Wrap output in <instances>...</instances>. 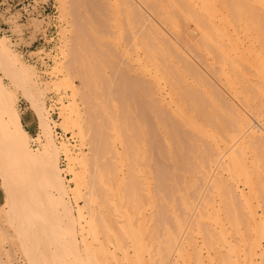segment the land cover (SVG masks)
Masks as SVG:
<instances>
[{
  "label": "bare ground",
  "instance_id": "obj_1",
  "mask_svg": "<svg viewBox=\"0 0 264 264\" xmlns=\"http://www.w3.org/2000/svg\"><path fill=\"white\" fill-rule=\"evenodd\" d=\"M130 1L116 0V48L107 41L106 9H91L86 27L72 23L76 42H66L55 66L63 77L51 84L66 94L54 107L41 75L13 49L19 42L0 34L4 192L16 189L35 206L46 184L68 222L62 229L52 221L58 216L47 221L63 230L57 264H264V0H142L147 8ZM30 2L31 14L48 2L56 8L55 0ZM20 13H0L18 36ZM44 14L27 19L42 29ZM20 90L37 115V135L25 126ZM53 109L76 135L58 130ZM33 164L37 182L27 179ZM16 165L28 167L16 173ZM39 181L43 188L27 195ZM19 198L5 202L17 205L11 213L30 206ZM41 200L18 214L44 211Z\"/></svg>",
  "mask_w": 264,
  "mask_h": 264
},
{
  "label": "rangeland",
  "instance_id": "obj_2",
  "mask_svg": "<svg viewBox=\"0 0 264 264\" xmlns=\"http://www.w3.org/2000/svg\"><path fill=\"white\" fill-rule=\"evenodd\" d=\"M81 1H83L82 4H79L80 6L77 5V7H79L78 8L79 12L77 11V7L75 5L74 0H55L56 8H52L53 4L52 3L49 4V2H48V4L52 6L51 8L54 11H46L45 12L44 16L46 17L47 20L44 22V27H42V29H41V26L35 20H33V19L29 20V19H24L23 18L22 22L26 23V24L23 25L24 34L21 35L22 37L16 35L17 34L16 32H15L16 34L13 32L14 31L13 28H12L13 25L10 22L6 21V19H3V17H0V34L1 35H5V36L8 35L9 37L8 36L7 37L9 38V41L12 39L16 43H17V41L19 42L18 44H16L14 46V44L13 45L11 44V43H13L12 40H11L10 44L12 45L13 49H15L16 51L17 50L19 51V49H20L19 52L20 53H21V51L23 52V53H21V55H23L24 60L28 64L33 66L38 71L39 75H41V78H40L41 79V85L44 88H47L46 94H45V101H46V104L47 105L50 104L51 107H54V105L56 103H61V100H60L61 99V97H60L61 94H66L64 91L60 94L59 92H57V90H55L54 88L51 87V84L54 83L55 81H58L60 78L63 77L59 72L57 74H56V72L60 69L58 62L61 61V57L63 56V54L65 52V49L68 48V47L67 48L65 47L66 46L65 45L66 42H70L72 46H73V44H75V43H73L74 41L72 42V38L76 42V38L74 37L75 33L73 31L72 23L74 25L76 24L77 27L80 25L79 26L80 28L86 27L87 23L89 21V19H87V21H86V18H88L90 16V14L92 15V13H91L92 10L95 9L94 10L95 12L94 11H92V12L97 13L96 9H99V7H100V10L101 9H104V10L106 9L107 13H108V18H109V26L106 29L107 41H109V43L111 44V46L113 48H116V46H118L117 45V36H116L117 27L115 25V23H116V14H117V11H116L117 2H116V0H96V1L99 2V3L97 2L99 4L98 8H96V6H97L96 2H95L96 6L94 8L95 4H93V3L90 4L91 1L87 0V3L86 2L84 3V1H86V0H81ZM88 1H89V3H88ZM94 1L95 0H93V2ZM130 2L135 3V4H133V6L129 3L132 6V8L135 7L134 5L139 6L141 8H147V6L145 5V3L142 0H131ZM90 5H92L93 7L90 6ZM75 11H77V12H75ZM76 13H80V14L76 15ZM99 13H102V12L100 11ZM6 16L9 17L10 14L7 13ZM102 16L104 17L105 15H101V16H98V17H102ZM41 18H44V17H41ZM85 21H86V25H84ZM34 23L38 24V28L40 27L39 28L40 30L38 29V32H37V27H36L37 24L35 25ZM78 23H81V24L83 23V24L81 26V24H78ZM11 25H12V27L10 28ZM14 29H15V27H14ZM43 29H44V31H43ZM48 29H50L51 32H52L51 36L48 33ZM32 31H35L37 33H35V35H34V32H32ZM32 33H33L34 37L32 36ZM72 35H73V37H71ZM23 36L25 37L26 41H28V42H25V39L23 40L24 42L19 40V39H22ZM69 40H71V41H69ZM15 47L18 48V49H16ZM62 49H64V52H63ZM71 49L72 50L74 49V51H75L76 48H71ZM40 50H42V51L39 53ZM32 51H35V53H37V54L32 53ZM47 53H48V56H47ZM56 56H57V58H55ZM53 58H54V60H53ZM59 58H60V61H59ZM114 63H116V60H115ZM67 65L68 64L65 65L66 66L65 68H69ZM55 66L57 68H59V69L57 70V68ZM53 67H55V68H53ZM116 67H117V65H115L113 67L114 69H111L110 67H107L106 70H108V71L113 70L114 71V70H116L115 69ZM54 69H55V71H54ZM122 71L119 72V75L122 74ZM115 72H113V74H112L113 76H114ZM115 74H117V72ZM74 80H75L76 84H79L80 86H82V78L81 77L76 76L74 78ZM67 94L70 95L71 91L68 90ZM18 95H19L18 106H19V109H20V111L22 113V117H23L25 126L31 132V134L37 135L39 133V131H40V128H39V122H38L37 115L32 109V104L24 96V93L21 90L18 92ZM66 101H67V99H66ZM60 106H62V105H60ZM57 107H59V106H56V108ZM53 115H54V118L57 120L56 127L58 128V130L61 133H64L66 136L67 135L68 136H72V134L76 135L71 130H67L66 131L64 129L65 127H63L62 124H61L63 119L60 117L58 109H55V110L53 109ZM78 139H79L78 137H76V138L74 137L73 139H71V143L72 144L80 143V141ZM2 142H4V141H2ZM34 146L38 147L39 145L37 143H35ZM84 148H85V150L87 152L89 151L87 146H84ZM42 166H43L42 164H41V166L39 164V165H37V169H35V167H36V163H35V167H34V164H33V167L31 166L32 168L31 167L27 168L28 170L26 169V171L27 172L31 171L30 169L34 168L37 172H39V174L43 175L44 170L42 172V168H43ZM26 167H28V165H26L22 169H25ZM14 168L16 169V171H15L16 173L19 172L20 170H22L21 166H18V165L14 166ZM33 170L31 172H33ZM29 173L30 172H28V174ZM20 174H22L23 176L20 175L19 176L20 178H18V176L15 177V178H18V182H21V180H23V177H24V173H20ZM26 174L27 173L25 172V175ZM36 174H33V176L36 175ZM21 176H22V178H21ZM29 176L30 177H28V175H27V179L29 178L28 180H33L34 179L33 176H31V173H30ZM41 177L43 178L44 175L41 176ZM1 179L2 178L0 176V264H30L31 261H29V259H28L30 254H31V256L33 254L32 258L30 257V260H33V257L35 255L34 261H35V259H37L38 260V262H37L38 264H57L58 249L56 248L57 247L56 244L59 241L58 240L59 239L58 238L59 237L58 234H59V232L63 231V230H61V228L63 229V227H66L65 224H67L68 222L66 220H64V217H62V216H64L63 213H61L60 210H59L60 211L59 212L58 208H55L57 206H54V204H52V201H51V203H49L48 199H50L49 198L50 196L47 197L48 195H46V193H45V192H48V191H46L47 189L45 188L46 184L43 185V183H45V182L42 183L43 187L46 189L45 192L43 191L44 188L40 185V181H39V186H38V184H36V182L39 180V179L36 180V178L34 179V181L36 180V182H32L33 185L31 184V187L33 189L29 188L30 183L28 184V186L26 185L28 182H31V181H28V182L25 181L26 184H24V186L26 185L27 188H25L26 186L24 187L23 184L21 185L25 189H31V191L29 190L27 195L30 194L32 192V190L34 191L35 188H36V190L34 192H36V193H37V190L39 191L40 186L43 188V189H40L38 194L34 195V197L35 196L37 197L40 194V197H41L42 200L39 199L40 197L37 198L38 200L36 199V197L34 198V199L37 200L36 202L32 199L34 201L35 206L34 205L32 206L30 204V201H28V204H30V206H28V204L25 201L22 200L24 198L23 194L20 196L19 192H12V190H16V189H11V187H10V190H11L13 196H14L15 193L18 194V195L15 194L16 198H19V196L21 198L23 197L22 199L19 198V201L21 200L22 202H25V204L28 206V207H24V203H23V209L25 211L27 210V208H29L31 206H32V209L34 207H39L40 205L37 202H39V200H41L43 202V204H45V208L43 207V209H45L44 211H46L47 215L49 214V215H52V216L48 217L49 215L48 216L46 214L44 215L45 212L43 210L42 211H41V209L37 210L39 208H36L37 212H34V213H38L39 212V215H41V212H43V214L41 215V218L44 215L45 217H43V219L44 220L47 219L46 221H44L43 219L40 220L41 218L38 219L39 215L38 214L34 215V213L32 214V216H30V217L26 216L27 218L24 219L23 218L24 216H22L21 214L23 213V214L26 215L25 211H24L25 213L21 212V214H18V213H20V211H23V209L21 208L22 207L21 205L18 207L19 209L17 208L19 211L18 212L16 211V213H14L13 211H15V209L13 210L12 208H16L17 205L13 204V206L15 205V207H12V206H11L12 208L9 207L10 205H12V204L9 205V203H11V201L14 198L12 197V199H11L10 196L12 194L10 193V190H9V192H4V191H7V190L5 189V187L2 188L4 186L3 185L4 182H3V179L2 180ZM16 180L17 179H15L16 183L14 181H11V183L14 182L16 185H19V184H17ZM43 180H44V178H43ZM34 184H35V186H34ZM21 186L20 187L17 186V187L19 189H21L22 188ZM13 187H15L14 184H13L12 188ZM21 191H22V189H21ZM26 191L23 190L22 192H26ZM34 192H32V194H34ZM8 193H10L11 195L10 194L8 195ZM4 195L6 197H4ZM7 196H9L10 198L7 197ZM24 196H26V193H24ZM29 196H26L27 200H30V199H28ZM6 198L11 199V201L9 202L8 201L9 199L7 200ZM16 198L14 200H16ZM30 198H31V196H30ZM21 201H20V203H22ZM83 201L84 200H82L81 202L84 203ZM5 202H7L9 206ZM17 203L19 205V202H17ZM40 204H42V203H40ZM42 206L43 205H41L40 208ZM10 209L13 210L12 213H11V211H9ZM20 209H22V210H20ZM32 209H31V211L33 212ZM34 210H35V208H34ZM32 212H30V213H32ZM29 214H27V215H29ZM97 214L99 215V212ZM33 215L36 216L37 219L34 218ZM46 216H47V218H46ZM99 216H98V218H99ZM51 217H54V219L58 218V220L54 221L52 219V221H53V223L57 222L56 223L57 226H58V223H60L59 226L61 228L60 227H57L56 229L53 228L55 230L54 231L51 228V226H49V225H52L51 221H49V225H48V222H47L48 218H51ZM55 217H57V218H55ZM61 219L63 220L62 222L60 221ZM61 223H63L62 226H61ZM54 225L55 224H53V227H56ZM27 245L30 248L32 246L33 252H32V250L30 251L32 253L29 252V248L27 247ZM82 249L83 248H81V250ZM28 252H29V256H28ZM102 255L105 256V254H103V253H102ZM105 259H106V256H105ZM99 262H95V263L96 264H98V263L102 264L101 261H99Z\"/></svg>",
  "mask_w": 264,
  "mask_h": 264
},
{
  "label": "built area",
  "instance_id": "obj_3",
  "mask_svg": "<svg viewBox=\"0 0 264 264\" xmlns=\"http://www.w3.org/2000/svg\"><path fill=\"white\" fill-rule=\"evenodd\" d=\"M24 3L28 4L29 0H0V12L10 14L11 12L16 11L17 9H20L21 18L27 19L28 17H31L33 15H35V16L36 15H43V13H45L46 11H54L52 9V8H54V5L52 7L51 5L46 3V4H43V6L45 8H43V7L40 8V9H42L41 12H39V13L35 12V13L31 14V12H30L32 9L31 5L33 2L29 3V5H28L29 7H26ZM48 33L50 36L52 35V32L50 29H48Z\"/></svg>",
  "mask_w": 264,
  "mask_h": 264
}]
</instances>
